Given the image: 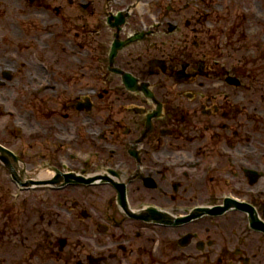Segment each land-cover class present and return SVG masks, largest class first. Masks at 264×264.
Masks as SVG:
<instances>
[{
    "label": "flooded vegetation",
    "instance_id": "obj_1",
    "mask_svg": "<svg viewBox=\"0 0 264 264\" xmlns=\"http://www.w3.org/2000/svg\"><path fill=\"white\" fill-rule=\"evenodd\" d=\"M145 1L28 0L13 30L0 23L18 39L0 37V64L16 66L9 81L0 72V142L20 150L33 182L14 183L18 203L10 214L0 209V228L21 226L10 237L0 229V264H264V68L226 69L207 43L206 0ZM124 74L148 83L160 103L149 132L158 106L128 91ZM83 96L89 109L78 106ZM10 120L27 123L26 134ZM83 154L93 183L52 187L65 183L59 162L77 172ZM43 161L57 173L37 171ZM115 164L126 179L111 180ZM116 184L130 207L158 210L130 217ZM9 193L0 182V204ZM171 207L194 210L161 212Z\"/></svg>",
    "mask_w": 264,
    "mask_h": 264
},
{
    "label": "rangeland",
    "instance_id": "obj_2",
    "mask_svg": "<svg viewBox=\"0 0 264 264\" xmlns=\"http://www.w3.org/2000/svg\"><path fill=\"white\" fill-rule=\"evenodd\" d=\"M226 1H227V4H228L230 0H226ZM3 3H4V7L6 8L11 3V1H4ZM254 5H256V4H254ZM250 28H251L252 32L255 34L257 28L255 26H251ZM0 182L6 183V179H5V177L3 175H0Z\"/></svg>",
    "mask_w": 264,
    "mask_h": 264
}]
</instances>
